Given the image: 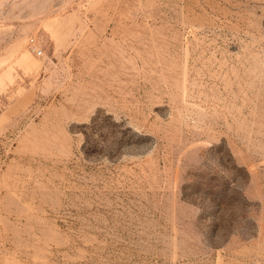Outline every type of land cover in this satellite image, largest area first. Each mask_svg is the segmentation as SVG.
<instances>
[{
	"label": "rangeland",
	"instance_id": "374dc122",
	"mask_svg": "<svg viewBox=\"0 0 264 264\" xmlns=\"http://www.w3.org/2000/svg\"><path fill=\"white\" fill-rule=\"evenodd\" d=\"M0 264H264V0H0Z\"/></svg>",
	"mask_w": 264,
	"mask_h": 264
},
{
	"label": "built area",
	"instance_id": "2783aa9c",
	"mask_svg": "<svg viewBox=\"0 0 264 264\" xmlns=\"http://www.w3.org/2000/svg\"><path fill=\"white\" fill-rule=\"evenodd\" d=\"M35 50H36L37 55H42L43 54V50L42 49H36L35 48Z\"/></svg>",
	"mask_w": 264,
	"mask_h": 264
}]
</instances>
